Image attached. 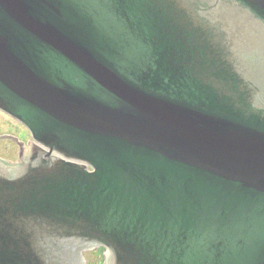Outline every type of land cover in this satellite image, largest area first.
I'll use <instances>...</instances> for the list:
<instances>
[{
    "label": "water",
    "instance_id": "1",
    "mask_svg": "<svg viewBox=\"0 0 264 264\" xmlns=\"http://www.w3.org/2000/svg\"><path fill=\"white\" fill-rule=\"evenodd\" d=\"M168 1L181 27L192 22L210 30L206 37L216 46L207 65L200 55L191 65L205 81L207 98L150 92L108 67L93 48L94 20L72 0H0V93L6 97L0 108L26 124L47 117L57 132L42 129L43 144L95 164L89 172L50 152L38 155L36 166L0 164V264H85L82 251L99 245L107 249L104 264H197L203 247L196 245L207 228L193 227L196 220L214 221L228 206L234 215L236 209L252 211L255 203L264 207V0ZM119 25L112 30L117 39L132 36ZM177 29L165 28L172 40ZM176 42L184 45L187 38ZM180 57L172 47L171 59ZM60 60L93 86L84 82L80 90L66 81L56 71ZM226 68L240 73L241 86L228 85L231 75L219 73ZM116 142L129 148L119 153ZM143 151V162H136ZM95 156L105 162L100 166ZM153 167L161 178L171 173L200 185L214 213L207 207L180 216L178 188L166 196L146 184L156 181ZM181 217L193 218L191 225L181 229L173 221ZM230 223L234 238L248 242L250 222L243 234L236 217ZM223 243L216 238L211 248ZM258 248L254 264H264V239Z\"/></svg>",
    "mask_w": 264,
    "mask_h": 264
},
{
    "label": "trees",
    "instance_id": "2",
    "mask_svg": "<svg viewBox=\"0 0 264 264\" xmlns=\"http://www.w3.org/2000/svg\"><path fill=\"white\" fill-rule=\"evenodd\" d=\"M157 174V173H154ZM169 175L166 179H157V181H151V183H146L151 188H154L158 193L163 191L167 196L172 188L179 189V195L175 200L174 206L178 207L180 216L185 214H196L202 213L204 208L209 207L206 202L207 195L205 197L200 195V185H195L189 181L183 183L179 181L177 177L168 173ZM145 182V181H144ZM140 198L139 206L142 205V200L146 197V193L142 192L138 195ZM216 203V200H215ZM150 206H158L154 204H150ZM227 207V206H226ZM214 208L216 206H210V213H214ZM218 208H221L220 202H218ZM250 208V207H249ZM226 215H219L214 218V221L204 222L203 220H196L193 227L199 226V224H204L207 228L206 231L203 232L202 237L198 241L199 244L202 243L203 248H198V253L200 257L196 258L197 264H254V257L258 253V246H260V241L264 239V232H261V228L264 227V207L262 208L261 203H255L254 209L252 208L250 212L246 210V214L244 211L240 210L241 213L238 214V210L234 209L229 210V206L227 207ZM232 217H236L239 221L237 224L242 230L240 231L243 234L244 229H248L246 223L249 221L251 224L249 231H247V240L245 237H235L233 230H229L228 227L233 225ZM247 218V221H246ZM192 219L190 217L186 218H176L173 219L175 223H178L181 229H184L186 225H191ZM195 219V218H194ZM206 219V218H205ZM212 223V228L209 229V224ZM252 226L253 229H252ZM230 231L229 236L225 231ZM251 230V231H250ZM216 238H219L223 241L222 248H211V244ZM243 241V242H242ZM241 242V243H240ZM226 246V248H224ZM201 260V261H200ZM211 260V263H210ZM243 262V263H242Z\"/></svg>",
    "mask_w": 264,
    "mask_h": 264
},
{
    "label": "flooded vegetation",
    "instance_id": "3",
    "mask_svg": "<svg viewBox=\"0 0 264 264\" xmlns=\"http://www.w3.org/2000/svg\"><path fill=\"white\" fill-rule=\"evenodd\" d=\"M83 1L84 3L88 4L89 7L95 8L96 10H98L99 8H103L106 5L105 0H83ZM147 2L151 3L153 6L160 4L161 6L172 9L173 6L167 3H156L152 0H141V4L139 8L141 9L142 12L148 14V18H149L148 24L149 27L152 29V27H154V24L157 22L158 17L153 13L152 8L148 6ZM104 21L106 22L105 27L108 28L115 27L117 24L116 21H113L108 17H105ZM124 43L127 45L139 46L138 48L124 49L122 54L130 58L157 60L160 57L166 59V57L169 55V53L166 50V47L164 46V44H162L159 41V38L157 36L142 37L138 39H128ZM61 63L63 64L62 61ZM191 67H192L191 61L186 59H181L177 61L173 66H171L170 64H165L163 66H160L159 71L161 72L162 75H164L167 78L173 76V77H177L179 80L182 79L185 83L186 88H188L189 90H194V91L198 89L206 90L203 83L196 78L195 69ZM129 73L131 74L132 71H129ZM0 97L6 98L1 93H0ZM4 113H7V111L5 110L0 111V115H4ZM41 136L42 134L37 135L36 138L40 140ZM12 141L14 146L16 145V143L17 145H20L16 140H12ZM29 145L30 144H28L27 147ZM27 147L23 146V151H26Z\"/></svg>",
    "mask_w": 264,
    "mask_h": 264
},
{
    "label": "rangeland",
    "instance_id": "4",
    "mask_svg": "<svg viewBox=\"0 0 264 264\" xmlns=\"http://www.w3.org/2000/svg\"><path fill=\"white\" fill-rule=\"evenodd\" d=\"M2 128L3 127L0 125V129H2ZM4 132L11 133L14 135H18L23 140H25L27 137V133H26L25 129L23 127L19 126L18 124L14 123L12 120H8L6 122ZM3 147H4V143H3ZM3 150H4L3 155L7 156L9 154V152L5 149H3ZM90 254H91V252H87L85 254V257H88V259L91 261H93L95 259L94 264H98V262H100V261H97V259H96L97 256L96 255L89 256ZM104 255H105V253H104Z\"/></svg>",
    "mask_w": 264,
    "mask_h": 264
}]
</instances>
